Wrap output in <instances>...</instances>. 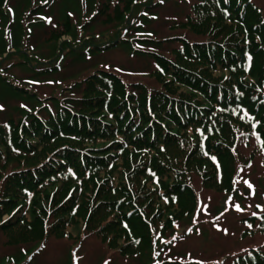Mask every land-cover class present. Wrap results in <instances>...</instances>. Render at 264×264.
Listing matches in <instances>:
<instances>
[{"label": "trees", "instance_id": "1", "mask_svg": "<svg viewBox=\"0 0 264 264\" xmlns=\"http://www.w3.org/2000/svg\"><path fill=\"white\" fill-rule=\"evenodd\" d=\"M53 1L39 0L34 9L48 12ZM3 2L0 33L8 16ZM106 2L99 0L104 5L84 29L100 14L106 22L125 20L119 7L106 12ZM50 25L51 38L72 30L70 17ZM182 25L186 33L169 36L167 52L131 45L154 56L151 81L96 66L37 97L43 101L23 116L0 119V231L8 240L27 228L44 238L92 234L118 254H141L166 245L198 207L195 176L201 188L226 193L256 153L264 161V3L193 0ZM115 29L106 39L60 41L58 49L93 57L128 42L123 28ZM59 59L35 70L48 73ZM6 82L28 97L25 87ZM242 218L246 233L256 228L264 236V207ZM166 263L181 262L152 257L151 264ZM231 264H264V241L235 252Z\"/></svg>", "mask_w": 264, "mask_h": 264}, {"label": "rangeland", "instance_id": "2", "mask_svg": "<svg viewBox=\"0 0 264 264\" xmlns=\"http://www.w3.org/2000/svg\"><path fill=\"white\" fill-rule=\"evenodd\" d=\"M3 1V4L8 2V16L3 19L2 35L0 33V119L23 116L28 107L35 109L43 101L37 97L57 92L59 87L70 84L67 82L85 75L96 66L118 72L124 79L151 81L153 73H149L155 63L154 56L152 58L148 52H132L131 45L167 52L164 49L170 45L168 37L176 32H185L182 24L193 0H107L105 11L116 13L115 9L119 7L124 10L122 18L128 23L117 19L106 22L100 19L103 17L100 14L86 29L83 23L90 21L104 2L99 5V0H54L48 10L43 8L48 13L34 9L39 0ZM257 2L259 5L264 3L263 0ZM127 3L133 10L128 17ZM65 17L71 19V32L60 34L58 38L49 37L50 24L55 20L62 22ZM45 20H51L49 26H45ZM17 21L22 23V29ZM118 27L123 28L122 35L129 38L128 42H118L93 57H74L77 54L71 52V48L58 49L63 40L79 44L87 35L93 34L95 38L106 39L115 34ZM159 38L166 39V42H158ZM24 51L29 57L28 62H23L22 55H18ZM57 56L60 59L50 72L38 73L35 70L41 61L54 63ZM2 77L25 87L24 92L29 98L18 89L12 90ZM49 101L47 104L50 105ZM245 181L252 187L249 188ZM193 183L199 192V205L191 214L177 221L171 235L174 237L166 245L158 244L141 254L122 255L92 234L75 237L64 233L44 238L36 236L30 228L17 229L9 240V235L0 231V264H151L152 257L157 260L175 259L180 264H231L235 252L264 241L263 233L256 228L246 233L247 224L242 218L255 211L257 205L264 207V161L260 155L256 153L254 162L240 169L233 190L226 193L201 188V180L197 176ZM236 205L240 206L239 210ZM2 217H6L5 213Z\"/></svg>", "mask_w": 264, "mask_h": 264}, {"label": "snow or ice", "instance_id": "3", "mask_svg": "<svg viewBox=\"0 0 264 264\" xmlns=\"http://www.w3.org/2000/svg\"><path fill=\"white\" fill-rule=\"evenodd\" d=\"M245 184H247V186H248L249 188L252 187V185H251L248 181H245ZM236 207H237V209L239 210L240 206H239V205H236ZM217 219H219V218H217ZM225 231H227V230H225ZM201 264H202V262H201Z\"/></svg>", "mask_w": 264, "mask_h": 264}, {"label": "water", "instance_id": "4", "mask_svg": "<svg viewBox=\"0 0 264 264\" xmlns=\"http://www.w3.org/2000/svg\"><path fill=\"white\" fill-rule=\"evenodd\" d=\"M258 208H261L260 206H258Z\"/></svg>", "mask_w": 264, "mask_h": 264}]
</instances>
